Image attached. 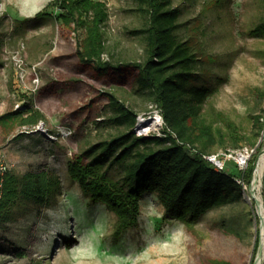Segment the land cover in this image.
<instances>
[{"label": "rangeland", "instance_id": "rangeland-1", "mask_svg": "<svg viewBox=\"0 0 264 264\" xmlns=\"http://www.w3.org/2000/svg\"><path fill=\"white\" fill-rule=\"evenodd\" d=\"M53 2L41 8L52 16L36 18L22 17L19 0H0V116L30 99V106L43 115L44 130L71 131L53 140L41 132L25 133V126L0 124V149L10 171L48 169L62 183L55 203L32 212L16 207L17 215L0 226V264H256L264 227V168L261 179L254 173L245 182L240 201L208 210L189 227L164 218L156 194L146 193L137 226L114 236L117 216L87 198L70 179L68 167L83 149L125 130L107 121L113 114L107 93L146 124L156 106L131 77L113 71L99 74L80 62L76 51L82 31L79 35L63 25ZM172 5L181 10L177 33L193 43L201 82L212 89L202 109L217 135L212 152L232 153L225 171L242 178L246 166L237 165V153L250 160L258 151L256 169L264 158V129L255 121L260 115L264 124V36L251 33L264 18V0H172ZM148 23V14L133 0H111L102 29L103 60L143 61L145 36L132 31ZM16 52L22 69L13 59ZM213 109L234 123L235 133L212 115Z\"/></svg>", "mask_w": 264, "mask_h": 264}, {"label": "trees", "instance_id": "trees-1", "mask_svg": "<svg viewBox=\"0 0 264 264\" xmlns=\"http://www.w3.org/2000/svg\"><path fill=\"white\" fill-rule=\"evenodd\" d=\"M133 1L149 16L146 27L132 31L145 36L146 56L140 62L116 64L102 58L105 51L102 29L109 19L103 3L96 0L52 3L60 9L57 19L63 25L79 35L82 31L76 51L80 62L99 74L113 71L131 77L137 89L150 96L164 119L163 135L138 136L134 132L137 114L116 95L107 93L113 112L107 121L125 130L91 144L69 164L68 175L79 184L83 194L106 205L117 216L116 238L137 226L140 200L146 193L156 194L165 208L164 218L179 220L188 227L208 210L238 202L244 194L235 174L217 170L204 158L213 153L218 143L213 123L202 115L203 104L212 89L201 82L193 43L182 40L177 33L181 10L172 5V0ZM43 16L52 14L40 11L35 17ZM251 33L264 36V18ZM30 103L28 99L21 108L1 115L0 122L37 125L43 115ZM212 115L235 133L234 123L225 114L213 109ZM261 119L260 115L255 116L256 123L264 129ZM220 136L223 137L221 132ZM257 153L241 174L248 184L254 174ZM61 195V179L53 171L40 169L24 174L9 171L0 200V226L17 215L16 207L23 205L25 212H32L55 203Z\"/></svg>", "mask_w": 264, "mask_h": 264}, {"label": "built area", "instance_id": "built-area-1", "mask_svg": "<svg viewBox=\"0 0 264 264\" xmlns=\"http://www.w3.org/2000/svg\"><path fill=\"white\" fill-rule=\"evenodd\" d=\"M99 1L101 3H103L105 5V8L107 9L109 16H110V11H111V0H96ZM13 59L18 62V66L20 67V69H22V58L19 55V52H16L13 55ZM33 69H36V66L33 67ZM20 77L23 79V75L20 74ZM36 83L39 82V79L36 78L34 80ZM22 106H20V104L16 105V109L17 108H21ZM156 120L151 121L150 124H146L147 120H143L140 121L139 119H137V124L134 128V132L138 135H151V134H155L158 136L163 135L162 130L165 127V123H164V119L162 116V113L159 109L156 108V114L155 116H153ZM152 117V118H153ZM151 118V117H150ZM43 125H44V121L41 120L37 125L32 126V127H27L25 133H34V132H41V134H46L50 139L53 140H57L60 137H63V135H71V131L69 132H65L63 131V128H58V130L56 131H48V130H44L43 129ZM162 127V129L158 132H152V129L157 130L158 127ZM193 152H196V150H193ZM222 156H224V161L222 159ZM229 157H233L232 153H228V152H222V155L220 156V154H208V155H204V158L207 159L210 163H212L217 170L219 171H224V165H225V160L226 158ZM235 162L237 163V165L243 169V167L248 165L249 159H248V155H245L244 153H237L236 157H234ZM245 168V169H246ZM244 169V170H245ZM10 171V166L8 164V161L6 160L4 154L2 153L1 149H0V200L2 199L3 195H4V185H5V181H6V176L8 174V172ZM235 180L241 184V185H245V182L243 180V178L241 177H236Z\"/></svg>", "mask_w": 264, "mask_h": 264}, {"label": "bare ground", "instance_id": "bare-ground-1", "mask_svg": "<svg viewBox=\"0 0 264 264\" xmlns=\"http://www.w3.org/2000/svg\"><path fill=\"white\" fill-rule=\"evenodd\" d=\"M27 1H28V5H32L31 3H33L35 0H27ZM153 120L155 121L156 119L152 118L151 121H153ZM263 168H264V158L262 157L261 160H260V163L258 164V167H257V169L255 171V175H257L259 179H261ZM258 181L261 182V180H258ZM256 198L258 200H260V202H262L260 196H257ZM260 212L264 216V205L260 206ZM262 226H264V217H263V221H262ZM258 234H259V232H258ZM263 258H264V227L262 228V232H261V253L259 255V258L257 259V263L256 264H262V259Z\"/></svg>", "mask_w": 264, "mask_h": 264}, {"label": "crops", "instance_id": "crops-1", "mask_svg": "<svg viewBox=\"0 0 264 264\" xmlns=\"http://www.w3.org/2000/svg\"><path fill=\"white\" fill-rule=\"evenodd\" d=\"M19 3H21L19 5H21L20 8H21L22 17H30L33 14L36 15L38 12H40L42 7L43 8L46 7V5L49 3V0H35L33 3H31L32 5H28L27 0H19ZM0 124H3V123L0 122Z\"/></svg>", "mask_w": 264, "mask_h": 264}, {"label": "water", "instance_id": "water-1", "mask_svg": "<svg viewBox=\"0 0 264 264\" xmlns=\"http://www.w3.org/2000/svg\"><path fill=\"white\" fill-rule=\"evenodd\" d=\"M255 170H256V166H255V169H254V173H255ZM254 198L256 199V202L258 203V199L255 196H254Z\"/></svg>", "mask_w": 264, "mask_h": 264}]
</instances>
